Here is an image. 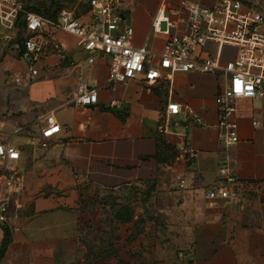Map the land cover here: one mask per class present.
<instances>
[{
	"label": "crops",
	"instance_id": "crops-1",
	"mask_svg": "<svg viewBox=\"0 0 264 264\" xmlns=\"http://www.w3.org/2000/svg\"><path fill=\"white\" fill-rule=\"evenodd\" d=\"M120 1L121 29L132 27L135 46L151 57L126 84H110V56L88 54L58 24L43 37L67 59L50 48L30 83L23 54L7 48L12 32L0 27V140L20 151L14 167L22 183L0 225V264H264V98L237 101L240 140L225 149L216 98L228 76L191 70L169 79L160 69L168 37L152 24L164 17L182 28V0ZM187 1L211 8L218 0ZM67 10L101 28L88 0ZM45 17L56 23L59 15ZM237 54L209 42L195 58L223 67ZM151 68L161 77L149 80ZM81 82L98 90L96 105L75 102ZM171 102L181 113L167 118ZM50 117L61 131L43 150L37 144ZM224 164L239 186L221 175ZM222 184L235 195L211 202L208 191Z\"/></svg>",
	"mask_w": 264,
	"mask_h": 264
},
{
	"label": "built area",
	"instance_id": "built-area-1",
	"mask_svg": "<svg viewBox=\"0 0 264 264\" xmlns=\"http://www.w3.org/2000/svg\"><path fill=\"white\" fill-rule=\"evenodd\" d=\"M28 0H0V27L12 32L7 39L12 43V49L23 54L30 83L39 78L38 63L54 48L66 60L64 48L57 42L43 37L47 26L57 24L66 32L81 39L82 47L90 55L103 54L111 58L109 82L112 85L126 84L142 72L149 60L150 53L145 47L134 44V29H121L122 14L120 0H88L94 16L101 28L85 25L80 22L73 10L64 9L59 14L57 22L45 16L30 11L26 7ZM59 3L76 0H56ZM182 6L188 18L181 28L180 24L170 18L160 17L154 20L152 27L157 33L168 37L160 60V69L170 72L168 78L175 73H187L198 70L202 73L216 74L223 72L228 76V84L217 96L218 109L217 134L221 145L228 149L237 144L239 124L236 120V103L242 99L258 100L264 98V11L260 4H250L243 0H218L211 8L182 0ZM24 21V31L17 29L20 21ZM19 37V38H18ZM17 38V40H16ZM15 41V42H13ZM209 42L219 46H229L238 49L237 57L221 66L213 59H197V53ZM94 58L89 60L94 62ZM159 68L148 70V79L161 77ZM21 82L20 78L16 79ZM75 102L84 107L98 103V90L88 83L81 82L75 95ZM180 105L171 102L166 109L167 118L178 116ZM259 127V120L253 121ZM0 121V134L2 131ZM19 129L17 133L21 132ZM61 126L53 117L48 119V126L43 130L38 147L47 150L52 140L60 133ZM184 154L192 153L185 146L180 147ZM21 159L18 148L0 140V225L9 222V210L13 194L22 191V183L16 168ZM220 173L227 179L228 185L239 186L240 180L228 173L226 164ZM228 185L215 186L208 191V199H229L235 195ZM181 187H184L183 182Z\"/></svg>",
	"mask_w": 264,
	"mask_h": 264
},
{
	"label": "rangeland",
	"instance_id": "rangeland-1",
	"mask_svg": "<svg viewBox=\"0 0 264 264\" xmlns=\"http://www.w3.org/2000/svg\"><path fill=\"white\" fill-rule=\"evenodd\" d=\"M245 2H248L250 4H261L259 2V0H243ZM72 1H67V2H64V3H59L58 1L56 0H28L26 2V7L28 10L30 11H34L36 13H39L43 16H53V17H56L58 16L62 10L64 9H68V6H70V3ZM18 30H20L21 32L24 31V21H20V23L18 24V27H17ZM19 38V37H18ZM17 40V38H16ZM15 42V41H13ZM3 43L1 40H0V46H2ZM12 43H9L8 47L7 48H11L12 49ZM4 48H0V56H1V53L3 52ZM107 197L105 198H110V194L109 195H106ZM112 198V201H113V196H111ZM129 197V195H126V193H122L121 196H118V198H120V200L122 202H124L127 198ZM116 199V200H117Z\"/></svg>",
	"mask_w": 264,
	"mask_h": 264
}]
</instances>
